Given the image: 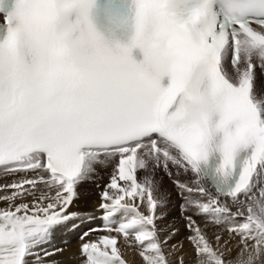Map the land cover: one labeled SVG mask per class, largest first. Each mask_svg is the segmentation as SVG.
I'll return each instance as SVG.
<instances>
[{
    "label": "snow or ice",
    "instance_id": "6c2138e0",
    "mask_svg": "<svg viewBox=\"0 0 264 264\" xmlns=\"http://www.w3.org/2000/svg\"><path fill=\"white\" fill-rule=\"evenodd\" d=\"M262 75L264 0H0V264H264Z\"/></svg>",
    "mask_w": 264,
    "mask_h": 264
},
{
    "label": "bare ground",
    "instance_id": "6f19581e",
    "mask_svg": "<svg viewBox=\"0 0 264 264\" xmlns=\"http://www.w3.org/2000/svg\"><path fill=\"white\" fill-rule=\"evenodd\" d=\"M107 170H110V168H108ZM104 172L105 171L103 169H99V176L96 177L95 181L92 180L90 182L87 181L79 186V198L74 202V205L72 206L71 209L72 211H78L81 213H88L90 211H94L95 205H97L100 202V193L105 184L101 185L98 188H95L93 186H95L96 182H100L99 178L103 177L102 174ZM101 180H103V178ZM170 184H172L175 187L172 180L170 179L169 182L164 181L162 186L163 190L168 192L171 196L170 206L168 209L169 221L175 223L177 227L180 228V234L174 238L172 243L183 242L184 250L186 252H191V245H189L187 240L185 239L188 233L184 229V222L180 216V207H179L180 204L174 201L175 198H179V197H177V195L174 193ZM84 227L86 226H82L81 228ZM214 230L215 229H211V228L209 229V231H214ZM77 232L78 230L75 232L72 231L65 232L64 237L69 238V242H68V248L65 249L64 253L62 255L57 256V260L60 262V264H74V262L77 260V259H69V257L72 254H76L78 251L77 247L80 240L76 239ZM125 258L130 261V264H141V258L139 257L138 252L135 249H125Z\"/></svg>",
    "mask_w": 264,
    "mask_h": 264
},
{
    "label": "rangeland",
    "instance_id": "374dc122",
    "mask_svg": "<svg viewBox=\"0 0 264 264\" xmlns=\"http://www.w3.org/2000/svg\"><path fill=\"white\" fill-rule=\"evenodd\" d=\"M104 171H106L107 169H103ZM103 177H100L99 179L101 180ZM159 179H161V181H162V186H163V183H164V181H167V182H169V178L167 177V176H165V175H160L159 177H158ZM167 178V179H166ZM171 180V179H170ZM99 181V180H98ZM90 182V181H89ZM170 186H171V188L173 189V191H174V193L177 195V190H176V188L172 185V184H170ZM93 187H95L96 188V186H93ZM100 187V186H99ZM98 188V187H97ZM174 188H175V190H174ZM177 197H179L178 195H177ZM175 202H177V203H181V199H180V197L179 198H175V200H174Z\"/></svg>",
    "mask_w": 264,
    "mask_h": 264
}]
</instances>
